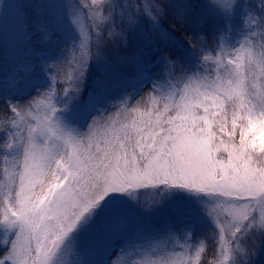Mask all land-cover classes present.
Segmentation results:
<instances>
[{"label":"snow or ice","instance_id":"obj_1","mask_svg":"<svg viewBox=\"0 0 264 264\" xmlns=\"http://www.w3.org/2000/svg\"><path fill=\"white\" fill-rule=\"evenodd\" d=\"M52 3L0 0V264H202L205 221L207 264H257L264 0H60L62 16ZM129 88L150 106L125 108Z\"/></svg>","mask_w":264,"mask_h":264},{"label":"rangeland","instance_id":"obj_2","mask_svg":"<svg viewBox=\"0 0 264 264\" xmlns=\"http://www.w3.org/2000/svg\"><path fill=\"white\" fill-rule=\"evenodd\" d=\"M253 3H255L256 6L258 7L259 6V3H260V0H249L250 6ZM51 7L53 9V16H57V15H61L62 16L63 15L62 14V9L60 7V0H53V3L51 5ZM235 15H236L235 24H236L237 27H241L242 24H243V21L241 19V15H242L241 10L240 9L236 10ZM243 15H246V13H243ZM61 22L63 24V34L62 35H59L58 38H57V34L55 32L56 26L55 25L53 26L54 27V43L52 45L53 56H55V54L59 51V47L62 46L63 43L66 42L67 35L70 34V24H69L67 18L66 17H63V19H62ZM12 23H13V21H12L11 15L6 14L5 15V18H4V24H5V39H7V34L9 32H11V30H12ZM86 23H87V21H86ZM144 27H145V30L147 31L148 26L145 24ZM234 35H236V33H234ZM69 47H70V45H69ZM70 58H71V55L70 54L67 55V58H65V57H59L58 58V61L61 64V67L59 69H57V68L52 69V74H56L58 71L59 72H67V70L70 68L69 65L67 64V61L70 60ZM66 64H67V66H66ZM96 75H97V70H96L95 66H92L91 69H90V74H89L90 81ZM40 82L41 83H46V81L43 78L41 79ZM59 87H60V83H59V80H58L56 82V84H55V87H54V91H55V93H56L57 96H59V94H60L59 93V90H58ZM118 91H119L118 88H114L112 90V94H116V92H118ZM147 92H148V88H144L142 91H139V92L138 91H135L134 93L132 91L128 90V92L126 93V95L128 97H130L131 99H130L129 103L125 105V108H128L130 110L133 107L139 106L140 109L143 110L145 107L150 106V102H149V100L147 98V95H146ZM142 96L144 97L143 102L140 105H137V101H140ZM10 98L12 100H16L18 97L15 96V95H12ZM113 111H115V109H113L111 106H109L108 115H111V113ZM210 237H212V232H211V229L209 227H207V223L205 221V227H202V228H198L197 229L196 236L191 241V243L195 244L199 240H204L205 244L207 245V248H206V252H207V250L209 248V246H208V239ZM180 242L181 243H184L183 240H181ZM214 245H215V243H214ZM168 248L169 249L172 248V245L169 244L168 245ZM177 251H179V250L177 249ZM206 256H208L210 258H207V261L204 264H207V262H210V261H212L214 259V256H213L212 252L209 253V254L206 253ZM150 258L151 259H159L160 257L159 256H150ZM185 258L186 257L177 256L174 259H176L177 264H179L180 260L185 259ZM201 259L202 260L204 259V255H202V258ZM257 264H264V255H261V256H259L257 258Z\"/></svg>","mask_w":264,"mask_h":264},{"label":"trees","instance_id":"obj_3","mask_svg":"<svg viewBox=\"0 0 264 264\" xmlns=\"http://www.w3.org/2000/svg\"><path fill=\"white\" fill-rule=\"evenodd\" d=\"M197 3H198V6L200 7V8H203L204 7V0H197ZM238 10V9H237ZM170 20H172V17H168L163 23H164V26L165 27H167V28H169V30L170 31H172L173 32V34L176 36V38L178 39V40H180L183 44H184V47L185 48H187V44H186V42H184L183 41V37H182V35H181V31L182 30H180L179 29V25L177 26V28L176 29H172L171 28V25L169 24V21ZM71 59V58H70ZM68 64V63H67ZM67 64H66V66H67ZM71 71V67L67 70V72H70ZM60 83V82H59ZM66 85H64V84H62V83H60V87L58 88V90H59V96H63V91H62V89L65 87ZM129 90L130 91H132L133 93H134V91L135 90H133L132 88H129ZM132 93V94H133ZM131 94V95H132ZM87 98V93H85V95L82 97V100L83 99H86ZM59 106V105H58ZM106 106V105H105ZM3 108V96L2 95H0V109H2ZM2 124H3V113L2 112H0V129H2ZM0 166H2V165H0ZM218 238V237H217ZM217 238H215V239H217ZM215 240H214V238L213 237H210L209 239H208V246H209V248H208V250H207V254H209V253H211L212 252V254H213V252H214V250H215V245H214V242ZM214 245V246H213ZM207 258H210V257H208V256H206L205 257V255H204V259L202 260V264H204V263H206V261H207Z\"/></svg>","mask_w":264,"mask_h":264}]
</instances>
